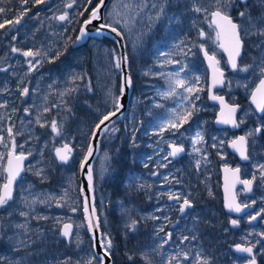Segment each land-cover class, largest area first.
Listing matches in <instances>:
<instances>
[{
	"label": "rangeland",
	"instance_id": "rangeland-1",
	"mask_svg": "<svg viewBox=\"0 0 264 264\" xmlns=\"http://www.w3.org/2000/svg\"><path fill=\"white\" fill-rule=\"evenodd\" d=\"M73 1L43 0L44 8L40 7V11H33L35 0L30 1L33 4L30 9H24L22 2L14 5L8 3L7 6L6 3L0 4L1 8L13 9L10 19L7 20L12 23L5 25L11 26L10 32L6 34L11 35L6 40L8 48L3 53L9 57L11 65L16 63L14 57L8 54L11 45L28 47V50L40 53L37 59L23 61L27 66L23 72L18 74L13 70L12 77L3 79L2 89L7 96L0 99V114L4 111L6 113L0 116V125L4 127L0 135L2 140L5 137L2 143L4 154L13 150L17 155H28L29 161L25 162V172L15 185L13 200L3 207L4 209L0 208V264H88L89 261L91 264H101L83 219L78 170L80 171L81 160L88 152L96 125L104 115L116 110L113 99L120 96L122 71L121 67L116 68L115 64L117 60H121V56L118 47L106 39H93L81 50L75 51L71 48L75 40L74 32L78 31L100 0H94L92 5L89 0H75V8L66 9V5ZM240 4L235 0L231 7H225L223 10L229 15L235 10L232 16L236 17L240 10L237 5ZM162 7L163 15L157 19ZM196 7L208 11L196 12ZM218 7L220 5H217L215 0H111L106 11V24H112L124 36L126 63L133 94L124 118L109 125L112 128L102 133L99 142L98 160L95 165L101 186L95 191L96 206L104 230V249L109 253L112 251V248H107L106 237L110 240V236L115 238L114 231L118 224L123 230L122 241L132 248L133 255L128 256H132L137 264H173L179 255L185 253L186 243L185 246L177 245L174 249L163 247L165 239L161 235L164 225L161 221L162 214L157 206L151 204L153 196L155 202L161 195L159 187L156 186L158 181H175L179 186V195L190 199L197 195L193 193L189 183L200 181L193 175L197 177L211 164L210 154L203 153V148L209 145L221 165H229L232 161L226 143L231 141L235 134L228 128L219 129L214 126L219 108L210 104L207 98L208 70L201 56L204 49L215 55L221 68L228 73L224 88L217 94L226 96L232 103H237V99L244 100L241 121L244 126L243 134L247 137L251 151V160L244 165L238 161L235 167H241L245 177L252 179L255 176L257 179L260 193H256L250 204L255 203L258 206L255 213L262 216L260 223L264 224V176L259 168V165L264 164L261 145L264 134L257 136L255 131L257 127L264 129V115L258 116L248 102L261 77L258 67H255V70L249 67L247 72L240 70L245 66L259 65L261 58H264V44H261L264 38L257 35L245 37L243 27L247 26V22L245 19L236 18L242 26L243 41L248 44L244 45V55L240 59L238 70L230 72L225 56L217 48V32L213 26L209 27L210 13ZM248 9L253 17L259 13V9L254 5L248 6ZM242 10L245 11V6ZM31 11L32 15L25 17ZM64 12L67 13L68 19L65 22L57 20V16ZM2 14L0 13V22L4 23ZM17 18H20V21L29 18V21L14 27L12 25ZM45 31H49L51 35L40 36ZM201 31L206 33L204 41L200 40ZM64 46L69 48L68 53L64 52L67 60L64 61L63 68L56 72L53 80L45 85L38 77L42 74L39 72L51 62H62L61 59L53 61V55L58 47ZM29 61L34 67L30 66ZM36 73L39 75L34 78ZM176 73H179L178 77ZM63 76H66L67 85L60 80ZM28 79L31 84H28ZM176 79L184 80L185 87H191L193 91L189 93L185 88L177 87ZM51 84L53 87L44 96L46 104L42 106V110L45 108L59 114V134L52 130V123L55 122L53 119L49 125L50 131L43 139L37 126H47L48 122L38 116L41 106L36 103L41 101L42 92L46 88L49 89ZM27 85L34 88L30 102L25 104L20 97L21 103H15L16 97L20 96L19 89ZM59 85L61 87L57 94ZM172 88H175V94L162 95L170 92ZM55 106L58 109L54 110ZM22 107L35 108V118L33 115L28 119L23 114H20L19 118H11V114L21 111ZM188 111H191L192 115L187 122L176 119L177 114L184 116ZM169 121L179 126L172 128ZM202 127H209L206 135ZM9 128L12 130L11 135ZM59 142L70 144L76 154L67 165H60L59 171L56 172L54 165H57L58 161L54 151L60 146ZM175 142L189 147L188 159L186 164L180 165V170H174L175 166L167 170L172 164L168 158L167 145L176 144ZM156 171L161 175L160 179L154 180L152 175ZM37 172L41 175H37ZM216 172L217 169L207 177L201 178V183L208 189L205 196L211 201V205H207L204 200L201 203L212 209L211 216H217L213 207L221 187L219 169L217 174ZM29 174H33L38 180L32 181ZM120 174L124 175L123 181L118 177ZM127 186L130 189L121 196L119 190ZM196 192L198 193L197 190ZM139 195L142 200H139ZM245 202L248 203L249 200ZM166 204L163 207L169 210L171 206L167 202ZM113 205L116 206L117 217L112 214ZM151 206L155 224L144 220L147 215L143 213ZM21 212L27 213V216L20 215ZM132 221H136L134 228L130 227ZM238 221L241 222L240 219ZM66 222L74 225L70 242H66L62 236L61 228ZM17 224H24L26 228H17ZM233 229L231 226L226 231L230 232L238 243L252 238L261 246L260 254L264 255V245L259 241L257 233H264V226H260L259 230L258 227H247L233 232ZM189 236L192 238L191 233ZM62 242L68 246L66 250L58 245V253L49 251V244ZM190 246L189 262L196 264L194 249L198 252L202 250L197 242H191ZM229 264H246V261L235 256Z\"/></svg>",
	"mask_w": 264,
	"mask_h": 264
},
{
	"label": "flooded vegetation",
	"instance_id": "flooded-vegetation-1",
	"mask_svg": "<svg viewBox=\"0 0 264 264\" xmlns=\"http://www.w3.org/2000/svg\"><path fill=\"white\" fill-rule=\"evenodd\" d=\"M30 1L31 0H28L27 3H23V0H6L5 2H4V0H1L0 4L3 5L4 3H6V6H7L8 3H11L12 5H14V4H18L19 2H22V6L24 7V9H30L32 7V5H33L32 3H30ZM93 2H94V0L91 1L90 5H92ZM69 5H72L71 9L68 8ZM75 5H76V2L74 0L70 4L66 5V9L73 10L75 8ZM250 5H252V6L254 5V0H248V6H250ZM243 6H244V4L237 5V9L240 7L239 12L243 11L242 10ZM33 7H34L33 11H37V10L40 11L41 10V9H39L40 7L44 8V6H42V3H36ZM12 11H13V9L12 10L5 9V12L2 14L3 22L5 20H9L10 19V16H11L10 12H12ZM33 11H31L29 14H26L25 17H28V15H30ZM234 12H235V10H233L232 14H230V15L232 16ZM239 12H238V15H239ZM64 13H66V12H64ZM58 16H57V20H58ZM232 17L234 19L238 18V16H236V17L232 16ZM26 21H29V18L27 20H21L19 23H14L12 26H14V27L22 26ZM0 23H2V22H0ZM10 30H11V26L10 27L5 26L4 28H0V69H6V70H0V99L7 97L5 92H4V90L2 89L3 88V79L5 77H12L11 71H13V70L16 71L18 74H20L27 67L23 61H27L29 59H37L40 56V53H39V55L34 56V57H26V56L23 55V52L29 51L28 49H30V48H28V47L27 48L26 47H20L17 44H14L13 46L11 45V47L9 48V52L10 53H8V54L10 55V57H14L13 60L16 61V63L14 65H11V62L8 61L9 57H6L5 54H3L6 51V49L8 48V45L6 44V40L8 39V37H10L11 34H8V35H6V34L8 32H10ZM79 30H80V28L78 29L77 32L76 31L74 32L75 40L73 41V43L71 45V48L73 50H75V51L81 50V48L86 46L85 45V46L80 47V48H73V44L76 41V38H77ZM50 35L51 34L49 33V31H45L40 36L45 37V36H50ZM102 40H105V38L102 39ZM102 40H99V41H102ZM90 41H92V40L90 39L88 41V43H90ZM13 48L19 49L20 51L13 52L12 51ZM65 51H67V53L69 52L68 46L58 47L57 48V52L53 55V61L61 59L62 62H60L59 64H57L56 62L49 63L47 65V68H45V69H43L42 71L39 72V73H42V74L39 75V73H36V74H34V78H37V75H39L38 77L40 78V81H42V83H45V85L49 84V82H51L53 80V78L56 76V72L63 68L64 61L67 60L66 57H65V54H64ZM32 52H34V51H32ZM243 55H244V53H243ZM201 56H202V52H201ZM17 58H19V59L17 60ZM227 74H226V76H227ZM32 76L33 75H31V77ZM60 80L63 81L64 85H67L66 76L61 77ZM28 84H31L30 80L28 81ZM52 87H53V84H51L49 86V89L46 88L42 92L41 101L36 103L37 106H41V113H40L39 116L45 118L47 120L46 122H48L47 126H44V127L40 126V125L37 126L40 129L41 135H43V139L46 137V135H48V133L50 131L49 130V125H50L51 120L55 119V122H56V125H57V123L59 122V117H60L59 114H57L56 112L53 113L52 111H50L48 109H45V108H43V110H42V106L44 104H46V100L44 99V96H45V94L50 92ZM60 87H61V85H59V88L57 89V94H58V91H59ZM12 88H13V85H11L10 89H12ZM24 88L28 89V94L27 95H22V90ZM33 89L34 88H30L28 85L23 87L22 89H19L20 96L16 97V102L15 103H19V104L21 103L20 97L23 98V101H24L25 104L29 103L30 102V96H31L32 93H34ZM216 95L221 96L220 94H217V92H216ZM222 96H224V95H222ZM207 98H208V96H207ZM226 99L228 101L227 97H226ZM243 102H244V100L240 101L239 99H237V103L229 102L230 104H233V105L237 104L241 108L240 112L238 114V123L241 125V128L238 131H232L230 128H228L229 131H231L232 133L235 134L234 138L231 141L236 139L238 135L245 136L243 134L244 126H243V124L241 122V114L243 112V105H244ZM26 109H27V111H25ZM56 109H58V108L55 106L54 110H56ZM0 110H1V107H0ZM35 113H36V109L35 108L32 109V108H29V107L28 108L22 107L21 111H17V112L12 113L11 114V118H15L16 119V117H18V118L20 117V114H23L28 119H30ZM5 114L6 113L4 111V113L0 114V116H4ZM54 114H56V115L54 116ZM35 116L36 115H34L33 118H35ZM214 126H215V123H214ZM202 128H203V132H205V135H206V133L209 130V127H207V128L206 127H202ZM215 128H217V127L215 126ZM3 131H4V127H2V125H0V135H1V132H3ZM256 134H257V132H256ZM261 134H264V129L262 130V128H261L260 134L259 135L257 134V136H260ZM245 138H246L247 148H248V162H246V163H242L235 153L229 151L228 142L226 143V147H227V149L229 151V155H230L231 160H232L229 165H221L219 163L220 161L216 158V156L212 152V150H211L209 145H207L205 149L203 148V153L209 152V154H210L209 161H210L211 164H210V166L205 167L204 171L201 172V174L199 173V175L197 177L195 175H193V177L195 179L199 178L200 181H198V182L194 181L193 184H190L188 182L190 188L193 191V193H196L197 196L196 197H191L189 199L192 202V207L189 208V209H186L185 214L182 215V216L180 215L181 212L179 211V208H180L181 204L183 203V199L184 198L179 195V192H178L179 186L175 184V181H173L172 183L167 182V181L166 182H161V180L158 181L159 184H157L156 186L159 187L158 190L161 192V195H160V198L158 199V201H155V202H153L154 201V196H153L152 197L153 201H152L151 204H152V206L153 205L157 206L160 209L159 213L161 212V214H162L161 221L163 222L164 225H163V231L161 232V235L165 239V243H164V246H163L164 248H166V249H168V248L169 249H174V248H177V245H179L181 247V245L185 246L184 243H186L185 253L189 254L190 251H191V246H190V243H188V242H191L190 241V239H191L194 242H197L199 248L202 250V252H198L197 250L194 249V256L197 257V259L199 257V259H201V261L206 259V260H208L210 262V264H221V261L219 259L220 256L214 255V252L212 253V250H213V248H212V236H211L210 228L207 226V223L212 221V216H211V210L212 209L211 208L208 209V207L205 206L206 204L207 205L208 204L211 205V201H208L206 199L205 193L207 194L206 191L208 189L205 188L204 185L201 183V178L202 177H207L209 173H212L213 170H216V169H217V172H216V174H217L218 173V169H219V171H220L219 176H220V182H221V167L222 166H229V167H231L233 169L234 168H239L240 169V171H241L240 172L241 173V179L242 180H253V178L251 179V178H247V177L244 176V174L242 172L243 170H242L241 167H235V164L238 161L241 164L244 165V164L249 163L250 160H251V151H250V148H249V145H248L247 137L245 136ZM261 139H263V138H261ZM261 139H260V141H261ZM3 141H5V137H3V140L0 137V191L2 190L3 185L5 184L6 179H7V177L5 176L6 175L5 169H6V165H7V158H8V155L10 153L9 152L7 154H4V148L2 146ZM231 141H229V142H231ZM55 142H57V140H55ZM59 143H60L59 144L60 146L68 145L65 142H59ZM175 143L176 144H173V145L183 149V154L180 157H178L176 160L171 159V157L169 155V153H170L169 145H172V144H168L167 145L168 158H169L170 161H172V164L169 166V169H167V170H171L173 166H175L174 170H176V171L180 170V165L186 164V160L188 159L187 155L189 154V147H186V146H183L181 144H178L177 142H175ZM60 146H58L57 148H59ZM69 146H70V144H69ZM8 150H10V149H8ZM72 150H74V149L72 148ZM11 152H13V150H11ZM45 153H46V151H45ZM74 154H76V153L74 152ZM86 154H85V157H86ZM26 156H27L26 157V163H28V161H29L28 155H26ZM85 157L82 159L83 161H84ZM97 157H98V152H97V155H96L93 163L90 166L91 171H92V175H93L92 183H93V188H94L93 189L94 195H95V191L97 190V188L101 186V183L99 181L100 175L97 174V166L95 165L96 161L98 160ZM72 159H74V155H73ZM201 159H203V158H201ZM82 160H81V163H83ZM5 162H6V164H5ZM59 166L60 165H58V164L54 165V167L56 168V172L59 171ZM81 170H82V165H81L80 171L78 170L79 176L81 174ZM98 171L100 172L99 167H98ZM184 171H185V169H184ZM26 172H27V170H26ZM160 175H161L160 172L156 171L152 175V178L154 180L158 179V178L160 179V177H159ZM29 176L32 179V181H34V182H35V180H38V178L36 176H34L33 174L32 175L29 174ZM104 181H105V183H107V179L106 178H105ZM254 181H255V183H254L253 192H252L251 195H248V196L243 195L244 189H243L242 186H240L237 189V197H238L239 202L242 205H247V206H251L252 205L254 207L250 213H247L246 215H243V217H239V218L238 217H232V216L227 215L226 211L223 208V213L225 214V218L227 220V225L225 226V228H226L225 229V233H229V235H230V232H228L226 230L228 228H230L231 226H233L232 223H231L232 220H237V221H238V219L241 220V222L238 221L241 224V227L239 229H243V228H247V227H249V228L258 227V230H259L260 226H264L263 223H260L262 221V218H261L260 222L257 225L250 226V225L247 224V222L250 220V218L253 217L254 215H256L255 212H256L257 207H258L255 203H251L250 204V202H252L251 199L256 196V193L257 194L260 193V191L258 190L259 183H258L257 179L255 178ZM37 183H38V181H37ZM80 183H81V181H80ZM152 189L154 190V188H152ZM220 189H221V187H220ZM196 190L198 191V193L196 192ZM15 191H16V189H14V194H15ZM170 195L171 196H178V197H180V199L179 200L169 199ZM95 200H96V196H95ZM203 200L206 202L205 205H204V203H201V201H203ZM221 200H222V197H221ZM245 200H249V202L246 203ZM166 202L170 204L169 206H171L169 210L163 207V206L167 205ZM6 206H4V208ZM135 206L137 208L141 209L140 206H137L136 204H135ZM152 206L150 208H148L146 211H144L143 214L145 216L147 215V217L144 219L145 221H151L152 224H155L156 220L152 217V214H151L152 209H153ZM222 207H223V200H222ZM96 208H97V206H96ZM97 211H98V209H97ZM133 213L135 215H137L136 212H133ZM183 229L185 231H182ZM234 231H236L235 227L233 229V232ZM259 232L260 231H258L257 233H258L259 241L261 242V238L260 237H261V235L263 233L261 235H259ZM190 233L192 234V237L195 236L196 238L192 239L189 236ZM169 234H171L170 238H169ZM184 236L188 237V239L187 240H183L182 238ZM230 236H231V239H233V242L230 243V246H232L235 243H238V241L235 240V237H233V235H230ZM167 241H169V245H166ZM239 244L254 246L255 249H256L255 250L256 257H257V259L259 261V264L261 263L260 262V258L262 256H264V255L260 254L261 246L258 245L257 242L255 243L253 241V239L250 238V239H248V241L243 242V243H239ZM261 244L264 245L263 243H261ZM189 258H190L189 255H188L187 259H185L184 254L183 255H179L178 258H176L175 261H173V264H182V263L183 264H190ZM233 259H234V257H230V261H233ZM244 260L246 261V263L249 261V259H244Z\"/></svg>",
	"mask_w": 264,
	"mask_h": 264
},
{
	"label": "snow or ice",
	"instance_id": "snow-or-ice-1",
	"mask_svg": "<svg viewBox=\"0 0 264 264\" xmlns=\"http://www.w3.org/2000/svg\"><path fill=\"white\" fill-rule=\"evenodd\" d=\"M28 0H23V3H27ZM36 3H42L43 0H35ZM89 2H91V0H89ZM215 3L217 5H220V7L217 8L216 11H213L210 13L212 20L209 24V27H212L213 25H215L216 29H218L216 36L217 39L219 40L221 38V36H227L228 38V45L225 46L224 43L220 44V47L223 48L226 52H228V56H229V63L231 64V67L233 70H236L238 68V64H237V58L240 57L241 55V50L243 48V38L241 36V25L237 24L233 21V18L231 17V15H229L226 11H224L223 9L225 7H231L234 3L235 0H224V2L222 3V0H215ZM240 3L244 4L245 6V11H240L239 12V16L242 19H245L247 22V26L243 27V33L244 36L247 37L249 35H257L259 37L264 38V0H254V6L257 7L259 9V13L256 17H253L251 14V11L248 9V0H240ZM104 4V0H100V4L97 5V7L95 9H93L91 16L88 20L85 21V25L91 24L94 20H100L101 16H100V12L99 9L100 7H102ZM69 7H71V5H69ZM196 12H207V9H202L200 7H196L194 9ZM5 9L4 8H0V13H4ZM164 9L163 7L160 9L158 15H157V19L160 18L161 15H163ZM23 15V13H21V16ZM59 20L64 21L67 20L68 17L67 15H61L60 17H58ZM20 22V18H17L15 23H19ZM12 23V21H7L5 20L4 23H0V28H4L6 24H10ZM116 23H119V21H116ZM105 27L109 28L112 32L116 33L117 35H121V33L118 31V29L116 27H114L112 24H101L99 26V29L97 30L98 32L102 29H104ZM85 35H87L86 30L84 27H82L80 29V35L77 37V40L82 39ZM200 36H204L205 33L203 31H201L199 33ZM261 44H264V39L261 40ZM201 47L203 48V46L201 45ZM13 52H18L20 51L19 49L13 48L12 49ZM165 53H160V55H164ZM23 55L26 57H34L39 55L38 52H32L31 50L29 51H25L23 52ZM205 57L209 60L210 62V66L213 67V86H215L217 83H222V80H217L216 78V74L219 73L220 77H223V72L220 71L218 65H219V61L216 60L215 55L209 56L208 52L205 51L204 52ZM123 60V62H127V57H122L121 58ZM30 66L32 65V62L29 61ZM116 68H120L121 67V60H117L116 64H115ZM249 67H253V70H255V67L259 68V73H260V80H259V84L257 85L256 89L252 92V103L255 104L256 106V110L264 113V58H261V61L259 63V65L257 66H245L244 68H241V71H245L247 72L249 70ZM0 70H6V69H0ZM176 76H179V73H176ZM175 84L177 87H181V88H185V91L191 93L193 91V89L191 87H185V81L181 80V79H176L175 80ZM131 86V79L130 77H126L122 86H121V94H123L125 87H130ZM91 90V89H89ZM28 94V89L24 88L22 90V95H27ZM175 94V88H172L170 92L168 93H163V96H168V95H173ZM198 99V97H196ZM214 100H219L222 107L224 108H228L229 111V118L228 119H222L220 122L222 123H232L234 126L236 125L235 120L232 118L234 116V114L237 111L236 107H229L228 105L224 104V99L223 97H218V96H212L211 97ZM187 99V98H186ZM120 98L116 97L113 99V103L115 106V111L108 113L106 115L103 116V119L100 120V122L96 125V128L99 129L101 125H103L105 123V121H108L110 119L111 116L116 115V112H118L120 110V108L122 107V105L119 102ZM194 107V105H193ZM27 111V109L25 110ZM192 115L191 111H188L186 115L184 116H180V115H176V119L177 120H182L183 122H187V119ZM223 115V112H222ZM242 122V121H241ZM169 124L172 128H176L179 125L177 123H173L172 121H169ZM52 130L54 132L58 133V129H57V125L55 122L52 123ZM163 130V129H162ZM9 134H12V130L11 128H9ZM256 132H260L261 129L257 128L255 129ZM59 134V133H58ZM252 133H249V135H251ZM197 137L200 138V134L197 133ZM246 142V138L245 137H240L239 138V143L241 146H243ZM232 146L234 148L237 147V142L234 141ZM13 149H15V144L13 143ZM238 151H240V154L242 156L243 159H247V155L245 154V151L242 148H237ZM183 151L182 148L173 146V150L171 153H169V155L171 156H176L179 152ZM71 153V149L68 147V145H64L63 148H57L56 149V156L62 161V162H67L68 158H69V154ZM92 154V149L89 148V152L88 155L90 156ZM26 159V157L23 155V153L16 155L15 152L13 151L12 153L9 154V158H8V167L7 169H5V171L8 173L7 176V183H5L3 185L2 191H0V208H3L4 206L8 205L9 201H11L13 199V193H12V186L14 181L16 180V178L20 175V172L23 170V161ZM87 159V157L85 158ZM83 167V165H82ZM259 168L261 169V173L262 176H264V164L259 165ZM235 172H239V169H236ZM37 175H41L40 172H37ZM87 178H88V182H89V190H92V181H93V175H92V171L91 168L89 167L88 173H87ZM253 180H255V176H253ZM252 180H247V181H241V183L245 184L247 187V190H251V185H252ZM169 199H175V200H179L180 197L178 196H169ZM192 207V202L185 197L183 199V203L181 204L179 211L183 214L185 213L186 209H189ZM226 207L229 208V210L231 211H235V212H240L241 211V206L239 204L235 203V198L233 197V199L226 205ZM245 207H247V205H245ZM85 211H87V198L85 201ZM95 211L94 207H93V212ZM20 215L22 216H27V213L21 212ZM253 219H255V217H253ZM232 225L235 226L238 224L237 220H232L231 221ZM136 224V221H132V224L130 225V227L134 228ZM15 227L17 228H26V225L24 224H17ZM92 227V223L91 220L89 221V228ZM98 227V224H97ZM70 228L71 225H64V230L62 231V235L65 237H69L70 236ZM163 230V229H161ZM169 234V238H170ZM264 235V234H262ZM196 237L193 236L192 239H195ZM183 240H187L188 237H183ZM102 246H103V242H102ZM112 247L111 245V241L107 242V248L110 249ZM236 251L238 252H242V253H247L249 254V256H251V260L249 261V264H256V260L255 257L252 256V252H253V247H242L241 245L237 244L236 246ZM105 255H108V251L107 249L105 250ZM184 257L185 259L188 258V254L184 253ZM100 260L103 261V257H100ZM88 264H91V261L88 262ZM170 264V262H169ZM196 264H209L208 260H203L201 261L198 257Z\"/></svg>",
	"mask_w": 264,
	"mask_h": 264
},
{
	"label": "water",
	"instance_id": "water-1",
	"mask_svg": "<svg viewBox=\"0 0 264 264\" xmlns=\"http://www.w3.org/2000/svg\"><path fill=\"white\" fill-rule=\"evenodd\" d=\"M238 2H240V0H238ZM110 3H111V0H104L103 6L100 7V9H99L100 16H101L100 20H94L91 24H88V25H85V21L86 20L83 22V24L80 27V29L82 27H84L85 30H86L87 35H85L80 40H77V38H76V41L73 44V48H80V47L85 46L88 43L89 39L102 40L104 37H108V38H110V39H112V40H114L116 42V44H117V46L119 48V52H120L121 58L125 57V56L127 57V55H126V43H125V40H124V36L119 30L118 31L121 33V35H117L116 33L112 32L107 27H105L104 29L100 30L99 32L97 31L101 24H105L106 11H107V8L109 7ZM99 4H100V2H99ZM71 7H72V5H71ZM71 7L68 6V8H70V9H71ZM214 11H216V10H214ZM63 15H65V14H63ZM60 16H58V17H60ZM238 17H240V16L238 15ZM211 20H212V17L210 15V22H211ZM59 21H61V20H59ZM64 21H66V20H64ZM64 21H61V22H64ZM233 21L238 24V22L235 21L234 18H233ZM213 28L216 30V32L218 31V29H216L215 25H213ZM79 35H80V30L78 32L77 37ZM205 37H206V35L200 36V40L204 41ZM221 43H224L225 46L228 45L227 36H221V38L218 40L217 48L225 56V58L227 60V63H228L229 71L230 72L237 71L238 68H239L240 59H241L242 54H243V48L241 50L240 57L237 58L238 68L236 70H233L232 67H231V64L229 63L228 52H226L223 48L220 47ZM243 47H244V42H243ZM205 51H207V50H203L202 51V57L204 59L205 65H206V67L208 69V101H209L210 104H214V105H218L219 106V110H218V112L216 114V118L214 120L215 126L217 128H230L232 131H238L241 128V125L238 123V114H239L240 109H241L240 106L237 105V104H234V105L230 104L227 101L225 96L216 95L217 91H219V90L224 88V85L226 83L227 70H224V69L220 68V66L218 65L220 71L223 72V77H220L219 73H217L216 74V78H217V80H222V83H217L215 86H213V74H214L213 73V67L210 66L209 60L205 57V55H204ZM208 55L212 56V54H210L209 52H208ZM215 58H216V60H218L216 56H215ZM121 70H122V82H121V86H122L125 78L129 77L128 65H127V63L123 62L122 59H121ZM258 84H259V81L257 82V84H256L255 88L253 89V91L256 89ZM132 94H133L132 86L125 87L123 94L120 93L119 102L122 105V107L120 108V110L118 112H116V115L111 116L110 119L108 121H105V123L103 125H101L99 129L95 128L94 133H93L92 138H91L90 147H89V148L92 149V154L89 156L88 155L89 150H88V152L86 154L87 159H84V161L82 163L83 167H82L81 174H80V181H81V184H80V195L82 197V214H83L84 222H85V225H86V227L88 229V232H89L90 236L93 239V244H94V249H95L96 256H97V258L99 260H100V257H103V261H101V264H113V263H112L111 255L109 253H108V255H105V249L102 246L103 232H102L101 227H100V217L98 215V211H97V208H96V200H95V195H94V191H93V189H94L93 188V183H92V190L90 191L89 190V182H88V178H87V173H88L89 167L91 166V164L93 163V161H94V159H95V157L97 155L99 142L101 140V136H102V133H103L104 129L106 127H109V125H111L114 121L122 120L124 118L128 108H129V101H130V99L132 97ZM214 95L218 96V97H223L225 105H228L229 107H236L237 108L236 113L232 117L235 120V122H236L235 126L232 123H222V122H220L222 119H228L230 114H229L228 108L222 107V105H221L219 100H214V99L211 98ZM248 102L253 107V109L257 113V115L262 116L264 114V113L256 110L255 104L252 103V93H251V95H250V97L248 99ZM222 112H223V115H222ZM258 128H260V127H258ZM260 132H257V134L259 135ZM240 137H245V136L238 135L236 139H234L231 142H228V149H229L230 152L235 153L242 163H246V162H248V158L247 159H243L241 154H240V151L237 150V148H242L245 151V154L248 157L247 142H245V144L243 146H241L240 143H239V138ZM234 141L237 142V147L236 148H234L232 146ZM173 146H175V145H173V144L169 145L170 153L173 150ZM63 147H60V148H63ZM69 148L71 149V153L69 154V158H68L67 162H62L56 156V150L54 151V154H55V156L57 158V161H58L59 165H67L70 162V160L72 159L73 150H72L71 147H69ZM182 154H183V151L179 152L174 157L170 155V157H171V159L176 160ZM8 158H9V156H8ZM25 161H26V159L23 161V170L20 172V175L16 178V180L13 183V186H12L13 196H14L15 185L21 179L22 175L25 172V168H24L25 167ZM7 167H8V161H7L6 169H7ZM236 169H239V168H234L233 169V168H231L229 166H222L221 167V183H222L221 184V193H222V200H223V208L226 211V214L229 215V216H232V217H238L239 218V217H243V215H246L247 213H250L254 207L253 206L245 207V205H242L239 202L238 197H237V189L240 186H242L243 189H244L243 195H245V196L251 195L252 192H253V186H254L255 181L252 180L253 182H252V185H251V190L250 191L247 190L246 185L241 183V181H247V180H242L241 179V173H240L241 171H240V169H239V172H235ZM6 175L8 176L7 172H6ZM6 183H7V181H6ZM233 197L235 198V203L239 204L241 206V211L240 212L231 211V210H229L228 207H226V205L233 199ZM86 198H87V211H85ZM11 201H9V202H11ZM93 207L95 209L94 212H93ZM184 214L185 213H183V214L181 213L180 215L182 216ZM253 217H255V219H253ZM253 217L247 222V224L250 225V226L257 225L259 223V221L261 220V216L260 215H254ZM90 220H91V223H92V227L91 228H89V221ZM66 224L67 225H71L70 236L69 237L63 236V237H64V239L67 242H69L70 239L72 238L73 233H74V226L71 223H65L62 226V231L64 230V225H66ZM97 224H98V227H97ZM234 227L236 229H239L241 227V224L238 222V224L235 225ZM260 238H261V242L264 243V235H261ZM108 241L109 240L107 239V242ZM237 244H239V243H235V244H233L231 246L232 253L234 255H236V256L247 258L250 261L251 260V256H249V254L236 251V247L235 246ZM166 245H169V241L166 242ZM239 245H241L242 247H252V245H243V244H239ZM255 250H256L255 247H253L252 256L255 257L256 264H259V261H258V259L256 257ZM249 261H248L247 264H249Z\"/></svg>",
	"mask_w": 264,
	"mask_h": 264
},
{
	"label": "trees",
	"instance_id": "trees-1",
	"mask_svg": "<svg viewBox=\"0 0 264 264\" xmlns=\"http://www.w3.org/2000/svg\"><path fill=\"white\" fill-rule=\"evenodd\" d=\"M188 5V4H186ZM187 12H185L186 14ZM240 19V18H239ZM111 43H114L116 46L117 44L109 38H105ZM247 41L245 42L246 46ZM118 47V46H117ZM133 141V139H132ZM261 145H263V151H264V140L262 141ZM127 174V173H126ZM120 178V181H123L124 175L120 174L118 176ZM130 187L122 188V190H119L120 195L122 196L124 192L127 193V190H129ZM219 197L217 198L216 202L214 203L213 210L216 211L217 216H212V221L207 223V226L210 228L211 236H212V248L214 255L220 256L219 259L223 264H229L230 263V257H235V255L231 251L230 243L233 242V239H231V236L229 233H225V226L227 225V220L225 218V214L223 213V207H222V194L221 189H219ZM139 200H142V197L139 195ZM113 204H116V202H113ZM112 214H114V217H117V210L116 206H112ZM117 229L115 232V238L114 236H110L111 238V245H112V251H111V257H112V263L113 264H137L134 261V258L132 256H128V254H132L131 252V246H128V243L125 241H122L121 239V227H118V224H116ZM101 230L104 232L103 228L101 227ZM123 231V230H122ZM62 249H67L68 246L65 245V242L62 243H52L49 244V251L53 253L59 252V247ZM61 249V250H62ZM226 256V257H225ZM131 258V259H130ZM260 264H264V256L260 258ZM140 264V263H139Z\"/></svg>",
	"mask_w": 264,
	"mask_h": 264
},
{
	"label": "bare ground",
	"instance_id": "bare-ground-1",
	"mask_svg": "<svg viewBox=\"0 0 264 264\" xmlns=\"http://www.w3.org/2000/svg\"><path fill=\"white\" fill-rule=\"evenodd\" d=\"M204 33H205V32H204ZM205 34H206V33H205ZM113 41H114V40H113ZM114 42H115V41H114ZM243 42H244V41H243ZM244 45H245V43H244ZM38 116H39V114H38ZM28 143H29V142H28ZM102 232H103V231H102ZM103 233H104V232H103ZM190 241L193 242V240H191V239H190ZM191 242H189V243H191Z\"/></svg>",
	"mask_w": 264,
	"mask_h": 264
}]
</instances>
